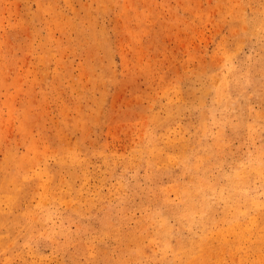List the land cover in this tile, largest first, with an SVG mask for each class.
Returning a JSON list of instances; mask_svg holds the SVG:
<instances>
[{"label": "rangeland", "instance_id": "374dc122", "mask_svg": "<svg viewBox=\"0 0 264 264\" xmlns=\"http://www.w3.org/2000/svg\"><path fill=\"white\" fill-rule=\"evenodd\" d=\"M0 264H264V0H0Z\"/></svg>", "mask_w": 264, "mask_h": 264}]
</instances>
